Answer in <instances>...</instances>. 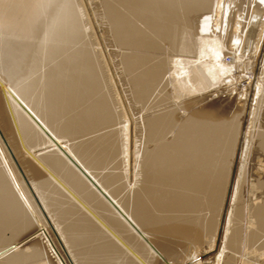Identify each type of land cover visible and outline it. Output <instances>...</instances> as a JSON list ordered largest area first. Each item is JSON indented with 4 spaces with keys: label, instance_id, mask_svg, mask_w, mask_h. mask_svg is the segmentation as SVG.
Listing matches in <instances>:
<instances>
[{
    "label": "bare ground",
    "instance_id": "1",
    "mask_svg": "<svg viewBox=\"0 0 264 264\" xmlns=\"http://www.w3.org/2000/svg\"><path fill=\"white\" fill-rule=\"evenodd\" d=\"M241 2L255 11L238 12ZM89 5L117 56V92L78 0H0V138L46 216L0 148V264H170L188 250L202 264L213 247L212 264H264V198L245 229L238 204L253 148L264 160V127L249 118L241 131L240 113L195 106L235 71L240 48L262 40L264 0ZM261 59L258 77L241 75L253 103ZM246 101L241 115L258 114Z\"/></svg>",
    "mask_w": 264,
    "mask_h": 264
},
{
    "label": "rangeland",
    "instance_id": "2",
    "mask_svg": "<svg viewBox=\"0 0 264 264\" xmlns=\"http://www.w3.org/2000/svg\"><path fill=\"white\" fill-rule=\"evenodd\" d=\"M85 1H87V2H85ZM89 1L91 2L92 0H80V1L78 0V3L80 4V6H83L84 8L88 9L89 13H91L90 14V16H92V17H90L91 18V20H90L91 26H94L95 29H96V31H94L95 32L94 37H95L96 41L99 43V48L101 49V51H105L106 52V54H105L106 57L105 58H107L108 63L111 62V64H112L111 65V69H113V71L112 70L111 71L108 70V72H109V75H110V72H111L113 77H115L114 79H112V81L114 80V82L111 81V84L113 83L112 86H114L113 88H115L114 90L117 92V90L118 91L120 90V85H119L120 81L116 77L117 73H118L117 69L119 68V65H115L114 64V62L117 59V56H116V54H112L110 57L108 56V51L107 50L112 48V46H111L112 43H111V41H109V37L108 36H105L104 34H102V35L100 34V31H99L100 29L98 28V26H97L98 24H97V21H96V17L97 16L94 15L93 12H91L90 5H89L90 2ZM246 5L247 4L244 3V2L239 3L238 6L236 7L238 9V12L241 11L243 13H246V12L249 13V12L255 11L254 8L252 9V7H249V4L247 5L248 7ZM240 6H243V7H240ZM232 8L233 7H231V9ZM236 8H234V9H236ZM243 9H245V10H243ZM263 17H264V14H263V16L261 15L259 17L260 18L259 21L264 22V18ZM256 21H258V19ZM218 23H219L218 26H220L219 28H224L225 29V27H226L227 30H228V28L231 27V24H232V23H230V21H224L223 22V20H222V23H221V20ZM222 25L224 27H222ZM227 26H229V27H227ZM257 29H259V26L257 27ZM228 34L229 33H227L226 35H223L224 36V41H225L224 43H226V44L228 42H231V41H228V39H229V35ZM227 35H228V37H227ZM255 38L258 40L257 37H255ZM255 38L251 41L250 44L244 45V43H243L242 46L244 45V47L240 48V50L238 51L239 59H238V62L236 63V65H237V68L235 69L236 72L235 71L232 72V74H231L232 76L231 75L230 76H228V75L227 76H223L225 78L220 80V82L222 80H223V82H221V84H219V83L215 84L216 87L213 86V88H211L209 92H205V94H203V95H206V97L199 98L198 100L200 102L197 100L198 102L195 104L196 107H202L203 108V107H206V105L209 102L210 103L212 102V104L214 105V108L212 107L213 106L212 105L210 108H206V109H210V110L214 111L218 115V117L220 116L222 118H223V116H225V118H230L231 116L235 117L236 116L235 114H239L240 113V115H238L236 119H237V121H239V120H242V117H243L241 131L243 129V126L247 125L248 122L252 121V120L254 121V122L252 121L253 124H255L256 126L259 124V126H261V127L263 126L264 127V124H263V122H264V98H263L264 92L261 93V95L259 96V99L257 101H255L257 103V105H256L255 102L253 103L252 99L251 100H247V101L245 100L246 94H248L247 92L249 91V93H250L251 91H250V86H248L246 84V79L243 77L244 76L243 74H245L244 72L253 69L255 76L258 77V73L257 72H259V68L261 66V62H262L261 58H263V56H264V49H263L264 48V33H263V36L260 38L262 40H258L260 42L259 44H258V41ZM254 43L256 44V46H258V53L256 52L257 54L254 52L255 50L253 49ZM255 54H256V57H255ZM260 56H262V57H260ZM224 58H225V56H224ZM240 59H242V60H240ZM224 60L227 61L228 59L226 60V58H225ZM246 67H248L249 69L246 68ZM107 68H108V66H107ZM238 68H240L239 69L240 71L237 70ZM244 70H246V71H244ZM241 75H243V76H241ZM240 76H241V78H239ZM115 79H116V81L117 80L118 81L116 82ZM229 79H231V80H229ZM227 80H229V81H227ZM231 81H233V82H231ZM243 90H246V91H243ZM213 91L215 92V94H214ZM243 93H245V96L243 95ZM243 97H244V99H243ZM261 100H263V101H261ZM174 101H175L174 98H173V100L167 99L165 101V103L167 105L171 104L170 107H172V109L175 110L173 116H174V118L177 119L181 115V113H180L181 110H180V107H178L177 109H174L177 106H180L179 103H176L177 101H175V102ZM244 101H246L247 104H250L251 106L254 105L253 106V108L255 107L254 108V114L257 111H259L258 114L255 115V116L258 115L257 118L255 116H252V117L247 116V118H246V115H243V116L241 115ZM259 101L261 102V105H259L260 104ZM174 103H176V104L173 105ZM0 104H1L0 115L3 114L2 116H0V118L3 119V118H5L4 117L5 115H4V108L2 109L3 105H2L1 98H0ZM258 107H259V110L257 109ZM226 109H228V110H226ZM225 111H226V113H224ZM129 115H130V112H129ZM228 116H230V117H228ZM253 117H255V118L253 119ZM249 118H252V120L251 119L249 120ZM262 118H263V120H262ZM256 120L260 121L261 123L256 121ZM246 121H247V123H245ZM0 124H2V123L0 122ZM7 131H9V129H7ZM14 133H15V131H14ZM0 137H1V133H0ZM0 148H1L2 152H3V155L5 156V159L7 160L11 170L13 171L14 176L16 177L17 181H19V182L22 181L24 186L29 190V193L31 195V200L35 203V205L41 211V214H42L41 205L38 202V199L36 198L34 193H32V191H31L32 189H29V186H30L29 183L24 179V177H22L21 173L19 172V170H18V168L16 166V163H15L14 159L8 153L9 151L5 147V145H4V143H3L1 138H0ZM238 149H239V147H238ZM236 152H238V150ZM259 156H260V151L255 150V148H253V151L251 152V155H250V157L248 159V163L246 165L247 167H246V170H245L244 182H243V185L241 186L240 199L238 201V204H240L244 208V210H243V221L241 222L242 227H244V229H245V227L249 226L247 211H248L249 206L253 202V198L254 197H259V199L264 198V184L263 185H259L258 184V181H261V182L264 183V160H263V162H259L258 161L259 160L258 159ZM20 170L22 172L21 168H20ZM22 174H23V172H22ZM245 207L247 209H245ZM42 216L44 218L46 217L44 214H42ZM149 240L152 243H154V237L153 236H150ZM218 250L219 249H217L216 247H213L212 250L209 253H207V255L206 254H204V255L202 254V256L200 255V256H198V258L202 262V264H212L213 260H214L213 257L218 253ZM189 251L190 250L186 251V254H184L181 257L177 256L174 260H172V259L169 260V258H168L170 264H192V263L194 264L196 262L195 258H192L191 260L188 259ZM261 252H262V250L261 251H256V253L254 251H252V252H249L247 256L250 258V257L256 255V257H257L256 261H262L263 259L260 258V253ZM257 255H259V256H257ZM157 260H158V262L160 264H164L159 259H157Z\"/></svg>",
    "mask_w": 264,
    "mask_h": 264
},
{
    "label": "water",
    "instance_id": "3",
    "mask_svg": "<svg viewBox=\"0 0 264 264\" xmlns=\"http://www.w3.org/2000/svg\"><path fill=\"white\" fill-rule=\"evenodd\" d=\"M1 88H2V85L0 84Z\"/></svg>",
    "mask_w": 264,
    "mask_h": 264
}]
</instances>
